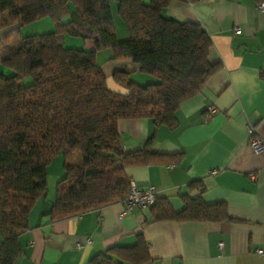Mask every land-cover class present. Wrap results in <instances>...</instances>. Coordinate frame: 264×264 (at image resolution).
<instances>
[{"label":"trees","instance_id":"trees-1","mask_svg":"<svg viewBox=\"0 0 264 264\" xmlns=\"http://www.w3.org/2000/svg\"><path fill=\"white\" fill-rule=\"evenodd\" d=\"M170 1L119 0L118 14L129 31L121 41L110 0H0V30L6 32L0 34V264H18L24 255L21 237L56 157H63L64 172L49 213L52 222L121 202L131 184L126 167L181 157L146 147L126 152L117 126L122 118H147L156 127L176 129L180 104L222 66L210 59L213 43L199 23L163 14ZM45 17L53 19L55 31L18 35L21 26ZM11 26L15 31L7 32ZM64 35L93 40L95 49L66 47ZM103 48L114 59L130 58L145 80L138 83L130 72L116 70L112 77L127 92L111 91L96 59ZM28 78L32 83L23 84ZM182 200L176 211L157 197L149 207L154 221L234 219L224 202L208 204L201 192ZM150 260L139 234L133 246H113L88 263Z\"/></svg>","mask_w":264,"mask_h":264},{"label":"crops","instance_id":"crops-1","mask_svg":"<svg viewBox=\"0 0 264 264\" xmlns=\"http://www.w3.org/2000/svg\"><path fill=\"white\" fill-rule=\"evenodd\" d=\"M261 1H170L163 14L199 23L213 43L210 59L222 66L199 93L180 104L176 129L156 127L147 118H122L117 123L126 152L146 147L160 154H181L171 162L128 166V178L142 189L156 186L158 198L167 199L176 211L183 208L182 195L201 192L208 204L224 202L234 219L154 221L150 209H135L120 218L123 205L116 202L52 222L49 213L56 190L47 187L30 211L18 264H89L113 246H133L139 234L147 241L151 258L145 264H264V254L256 252L264 250V153H256L248 144L250 126L264 140V11L257 7ZM118 3L110 0L112 13L118 14ZM120 21L119 33L114 17L117 38L123 41L129 31ZM235 26L241 27L240 33H235ZM15 29L11 26L7 32ZM5 33L0 30L2 36ZM16 39L17 34L10 43ZM78 39L60 37L64 46L79 44ZM81 41L82 48L95 49L93 40ZM96 59L115 93L127 92L124 84L114 81L116 70L130 72L138 83L145 80L136 63L112 58L109 48L97 50ZM55 159L47 171L56 165L61 178L63 161L59 156ZM88 238L91 241L86 243ZM77 243L82 244L80 249Z\"/></svg>","mask_w":264,"mask_h":264},{"label":"built area","instance_id":"built-area-1","mask_svg":"<svg viewBox=\"0 0 264 264\" xmlns=\"http://www.w3.org/2000/svg\"><path fill=\"white\" fill-rule=\"evenodd\" d=\"M257 7L260 10L264 11V1L258 3ZM235 33L241 32L240 26H235L234 28ZM209 112L211 114L215 113V109L213 107L209 108ZM250 133L249 138V146L256 152V153H264V140L256 134V128L250 126L248 128ZM158 197V190L156 186L150 185L148 188L142 189L134 180L131 179L130 189L128 194L125 198L121 201L123 205V211L120 214V218L124 217L128 213L133 212L135 209H149L151 205H153ZM91 240L88 238L86 243H89ZM223 245L222 242L219 243V247ZM82 244L77 243V248H81ZM259 255L264 254L263 249H258L256 251Z\"/></svg>","mask_w":264,"mask_h":264},{"label":"rangeland","instance_id":"rangeland-1","mask_svg":"<svg viewBox=\"0 0 264 264\" xmlns=\"http://www.w3.org/2000/svg\"><path fill=\"white\" fill-rule=\"evenodd\" d=\"M144 2L145 3H150V0H144ZM114 17H115L116 23L118 25L117 30L119 32V29H120L119 27H120V23H121L120 20L121 19L119 18L117 12H115V11L113 13V20H114ZM121 26H122V23H121ZM50 27H53L52 30L55 31L56 25H55L53 19L51 17H45V18H42V19H39V20H36L34 22H30V23H28L26 25L21 26V29L23 31L19 32L18 35L24 37V36H28V35L48 33V32L52 31L50 29ZM122 28H123V26H122ZM78 40L79 41H76V42H79V44L78 43H76V44H66V47H74L76 49H82V47H83L82 43H81L82 41H81L80 38ZM29 83H32L31 78L30 79L29 78L25 79L23 81V84H29ZM60 156H59V160L63 161V157H60ZM71 160H77V159L74 158V159H71ZM54 162L55 161H53L52 165L55 164ZM57 164H58V161H57ZM55 168H56V165H54V167H52L51 170L47 171V173H48L47 174V187H48V189L53 190V191L56 190L57 184H58V182L60 180V176H59V174H57L58 172L55 171Z\"/></svg>","mask_w":264,"mask_h":264}]
</instances>
